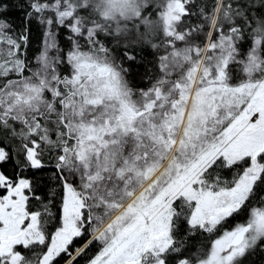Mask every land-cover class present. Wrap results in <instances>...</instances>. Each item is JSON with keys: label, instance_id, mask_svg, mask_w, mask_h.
Returning a JSON list of instances; mask_svg holds the SVG:
<instances>
[{"label": "snow or ice", "instance_id": "obj_1", "mask_svg": "<svg viewBox=\"0 0 264 264\" xmlns=\"http://www.w3.org/2000/svg\"><path fill=\"white\" fill-rule=\"evenodd\" d=\"M0 264H264V0H0Z\"/></svg>", "mask_w": 264, "mask_h": 264}]
</instances>
